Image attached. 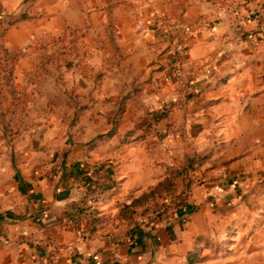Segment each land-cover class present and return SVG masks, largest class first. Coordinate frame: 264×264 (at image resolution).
<instances>
[{
    "label": "crops",
    "instance_id": "crops-1",
    "mask_svg": "<svg viewBox=\"0 0 264 264\" xmlns=\"http://www.w3.org/2000/svg\"><path fill=\"white\" fill-rule=\"evenodd\" d=\"M51 3L70 21L112 16L99 31L110 26L116 51L93 57L102 83L83 132L47 128L0 152V264H264V22L249 14L264 0ZM169 45L186 54L175 83L160 78ZM188 157L202 161L178 179L176 208L157 213L160 199L119 217ZM196 247L204 259L190 262Z\"/></svg>",
    "mask_w": 264,
    "mask_h": 264
},
{
    "label": "rangeland",
    "instance_id": "rangeland-1",
    "mask_svg": "<svg viewBox=\"0 0 264 264\" xmlns=\"http://www.w3.org/2000/svg\"><path fill=\"white\" fill-rule=\"evenodd\" d=\"M51 4V0H0V152L14 146L18 137L38 135L47 128L58 134L83 132V125L78 126L82 112L88 102L98 101L93 90L102 83L93 57L96 50L109 57L116 51L109 28L112 16L103 21L97 10L85 8L70 21L52 12ZM104 22L110 26L106 38H101ZM111 63L110 59L100 68ZM170 63L166 61L165 68ZM126 99L128 95H122L114 104L111 129L114 122L118 124ZM220 245L217 251L227 255L234 251Z\"/></svg>",
    "mask_w": 264,
    "mask_h": 264
},
{
    "label": "trees",
    "instance_id": "trees-1",
    "mask_svg": "<svg viewBox=\"0 0 264 264\" xmlns=\"http://www.w3.org/2000/svg\"><path fill=\"white\" fill-rule=\"evenodd\" d=\"M116 123L109 131L111 134L114 132ZM202 158L188 157L184 165L180 167L171 166L166 168L164 178L159 181L154 187L147 191L142 192L139 196L132 198L130 202L125 203L120 211L119 217L121 219H131L141 208L148 207L152 202L160 199H164L175 194L176 183L178 179L184 177L188 170H195L197 166L195 164L200 163ZM192 182L189 180L186 187ZM190 262H196L202 259L200 256V248L196 247L194 251L189 254Z\"/></svg>",
    "mask_w": 264,
    "mask_h": 264
},
{
    "label": "built area",
    "instance_id": "built-area-1",
    "mask_svg": "<svg viewBox=\"0 0 264 264\" xmlns=\"http://www.w3.org/2000/svg\"><path fill=\"white\" fill-rule=\"evenodd\" d=\"M249 14H250V16H252L256 20L263 18V22H264V6H261L259 8H257V7L252 8L249 11ZM169 56H170L171 63L169 65V67L167 68V70L164 71V74L162 75L161 78L164 81L174 80L176 82V81H178V79L181 75L182 64L186 58L184 48L178 47V48H175V50L171 49L169 52ZM162 106H163L162 107L163 111L168 109V104L166 102H163ZM174 197H175V195L164 198L163 200H165L166 204H165V206H160L157 210V213H161L162 211H165L167 209L176 208L177 204L174 202V199H175ZM74 222H75L76 226L82 227V221H81L80 217H77L74 220ZM92 260H93L92 264H103L102 259L96 254L92 256Z\"/></svg>",
    "mask_w": 264,
    "mask_h": 264
}]
</instances>
